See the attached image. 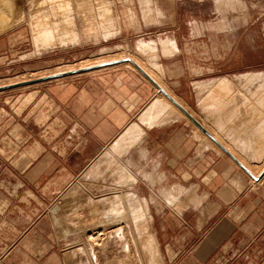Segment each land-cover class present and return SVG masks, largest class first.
<instances>
[{"label": "crops", "instance_id": "1", "mask_svg": "<svg viewBox=\"0 0 264 264\" xmlns=\"http://www.w3.org/2000/svg\"><path fill=\"white\" fill-rule=\"evenodd\" d=\"M166 39L173 41L174 53L166 56L160 45L157 52L159 57L170 59L178 47L174 39ZM125 63L113 61L81 70L94 72L116 65L124 67ZM160 67L164 76L166 69ZM127 68L114 69L102 76L95 74L83 85L77 79L70 94L60 93L61 97L58 94L56 110L67 112L69 120L66 124L56 122L52 140L44 135L38 142L26 137L18 140L15 135L0 136V264H49V261L58 264L55 255H48L47 233L43 230L42 237L39 224L44 216L42 205L48 200V172L57 168L61 176L67 175L64 179H69L75 168L76 174L89 168L87 173L106 153L122 156L124 152L113 154L112 148L115 142L123 141V134L133 126H138L139 135L128 149L135 147V157L129 154V160L134 158L143 168L155 172H139L152 183L174 182L160 191L163 202L152 203L148 213L146 199L140 200L136 195L146 205L148 230L158 252V264H264V78L243 77L264 71L192 83L199 117L192 116V111L189 114L216 144L196 127L203 138L199 137L188 128V121L183 118L185 122H180L181 117L175 113L153 125L142 123L139 115L144 114L160 92L146 78L145 82L136 68L133 71L142 77ZM178 79L176 85L180 82L187 87V79ZM220 81L232 86V94L206 100L218 105L221 101L223 104H216L218 108L215 103L209 109L199 107L207 94L197 86L214 87ZM163 82L166 84L164 78ZM148 85L155 90L153 96ZM163 90L176 99L168 89L169 92ZM181 90V98L187 101ZM175 101L186 110L180 100ZM11 128L12 131L16 127ZM49 142L61 150H74L76 155L72 157L74 151L65 156L61 153V158L52 160L46 152L32 151L44 150ZM35 228L38 236L33 240L30 235ZM28 244H34L36 252L26 249L27 252L17 256L16 251ZM95 256L89 258L94 264ZM74 259L73 264H81ZM63 261L69 262L64 254Z\"/></svg>", "mask_w": 264, "mask_h": 264}, {"label": "rangeland", "instance_id": "2", "mask_svg": "<svg viewBox=\"0 0 264 264\" xmlns=\"http://www.w3.org/2000/svg\"><path fill=\"white\" fill-rule=\"evenodd\" d=\"M10 1L12 6L4 9L6 14H2L1 18L7 25L4 29L0 28V85L16 84L0 86L1 137L15 135L18 140H24L26 137L28 141L38 142L41 135H44L48 140H52L55 137L56 122L66 124L69 120L67 112L56 110L58 94H70L77 79L80 80V85H83L95 74L102 76L101 74L114 69L121 71L127 67H108L94 72L79 68L94 60L101 62L114 57L117 59L119 53H122L124 61L129 60L127 56L131 55H139V58L145 59L139 54L137 47L150 41L157 43L159 40L172 38L176 42L178 51L174 57L169 59L157 56L155 63L166 69L163 78L167 89L186 106L188 112L192 111L191 114L195 117H199V109L193 82L244 72L264 71V0H148L145 3L144 0H70L74 8L84 5L89 15L87 17L86 14L84 20V14L81 13L83 8L75 9L77 14L75 13L73 18L77 37L74 39L72 36L60 45L58 42L50 46L41 45L38 49L33 44L35 42L29 23L33 15L34 18L37 16V3L40 0ZM103 6H108L109 12L104 11ZM129 12L132 13V18ZM114 15L118 25L112 36L104 39L101 31H86L89 20L93 21V27L97 29L101 20H104L105 26L111 24V16ZM71 69L74 70L52 75ZM46 75L49 77H45ZM179 77L187 79V87L180 82L176 85ZM150 86L153 96L155 90ZM180 90L187 96L186 102L181 98ZM179 121L185 122L183 118ZM186 124L202 137L191 121ZM12 126L16 128L11 131ZM47 145L44 150L32 151L46 152L48 159L52 160L61 158V153L65 156L70 152V149L55 148L51 142ZM134 148L122 156H112L114 161L136 177V182L129 186L128 190L111 181L114 174L105 163L112 157L99 159L87 173L89 168H84L79 174H76V168L73 172L70 170L72 176L69 179H64L67 175L61 176L57 168L48 172V200L42 205L44 216L39 224L42 237L43 230L47 233L48 255H55L58 264H73L74 258H70V252L79 247H82V255H78L74 260H78L76 263L80 260L81 264H94L89 260L90 255L94 254L96 264H121L126 257L125 249H129L130 254L134 256L137 254V247L132 244L131 239L130 242L124 240L116 246L115 242L104 245L106 242L102 241L104 244L96 247L94 254L87 248V237L90 234L87 226L92 219L90 215L95 213L92 208L97 206L96 209L101 210L104 200L120 197L128 191L137 195L140 200L146 199L148 213L152 203L163 202L160 191L174 183H161L162 180L152 183L142 177L140 171L153 174L155 172L150 168H143L134 158L129 160V154L135 157ZM75 155L76 151L72 157ZM32 213L34 219V209ZM37 234L38 230L32 229L30 238L34 240ZM26 249L36 252L35 245L28 244L25 249L17 250L16 255L27 252ZM63 254L69 262L64 263ZM55 262L49 261V264Z\"/></svg>", "mask_w": 264, "mask_h": 264}, {"label": "bare ground", "instance_id": "3", "mask_svg": "<svg viewBox=\"0 0 264 264\" xmlns=\"http://www.w3.org/2000/svg\"><path fill=\"white\" fill-rule=\"evenodd\" d=\"M145 2H148V0H144V3ZM45 4H48V5L46 6ZM37 5H39V7L37 8V12H38L37 16H35V18H34V15H33V17L31 16L32 18L29 17L31 19V22L29 23V25L31 26V30L33 33V39L35 42L33 44H35L37 46V49L40 48L39 46H41V45H42L41 47H44L43 45L50 46V45H53L57 42L59 43V45L61 43L64 44V42H67V40H70V38H72V36H74V39H75V37H77L78 33L74 27L75 21H74L73 16H75V13L77 12L75 9L81 7V8H83V10L82 9H80V10H82L81 13L83 12L84 20H85L87 11L84 9V7H85L84 5H78L77 8H74L73 4L70 0H40V1H38ZM8 6H12V3L10 0H0V28H2V29H4L5 26L7 25V23H5V21H4V19H1V18H3L2 14H6L4 9H7L6 7H8ZM112 9H113V7H112ZM103 10L106 12H109L108 6H105V7L103 6ZM112 14H114V12H112ZM124 15H125V13H123V16ZM87 17H89L88 14H87ZM111 17H113V18H111V24H109L108 26H105L106 24H104V20H101L100 23H98L99 20L97 18V20H98L97 23L99 24V28H97V29H95L93 27L95 25L93 23V21L89 20L88 23L86 22L87 23V30L86 31L87 32L92 31L94 33H95V30L101 31V35L104 37V39L112 36L113 32L115 30H117L116 27L118 24H116L115 15L111 16ZM147 19H150V18L147 17ZM124 20H125V17H124ZM19 22H20V20H19ZM84 24L85 23H83V25ZM158 45L161 46L162 51L166 56L169 55L170 53H172L173 51H175L174 43H173V41H171L169 39L159 40V41H157V43L156 42H149V43H145V44H140V45H138L137 50L139 51L140 55L145 57V59L139 58L138 57L139 55H131L130 54L131 56H127V57H129V60L125 61L126 62L125 64H126V66H129L131 68H133V67L136 69H137V67L140 68V70H142L156 84L158 83L157 84L158 86H161L163 89H165L167 92H169L167 90L164 82H163V71H162L161 67L155 63L157 56H158V52H157V49H158L157 46ZM119 54H120V55H118L119 58H117V59H116V57H114V58L109 57L111 60L109 58H108L109 60H107L105 58L106 61L100 60L101 62H98V60H97V62H95L96 60H94V62L88 63L87 65H83L79 69H87L90 67L104 65L106 63H112L113 61H118V62L124 61L125 59L123 60L122 53H119ZM126 66H124V67H126ZM56 69H58V68H56ZM73 70L74 69L66 70V71H60L59 73L52 74V75H59V74H62V73L68 72V71H73ZM140 73H138V74H140ZM243 77H245V78H264V73L248 74V75H245ZM225 83H227V82L226 81H220L214 87L197 84L198 90L200 92H205L207 94L206 97L204 98V101L202 100L203 102L200 100V102H202V103H199L200 104L199 107H201L203 105L202 107H204V108L208 107V109H209V107L212 106V105L210 106V104H213L215 102L208 104L209 102L207 103V101H206L208 98L209 99L215 98V100H216V97H217L216 95H224V96L231 95L233 88H232V86L229 85V83H227L229 86L226 85ZM11 84H13V83H11ZM0 86H3V85H0ZM262 89H264V87H262ZM260 94H262V93H260ZM174 100H176V99H174ZM219 102H220L219 103V105H220L222 102L221 101H219ZM216 104L217 103H215V105ZM217 105H216V107H217ZM148 106L149 107L147 108V110H145L146 108L144 109V111H145L144 114L142 116L139 115V117H140L139 120L142 123L147 122V123H149V125H151V124L153 125V124L157 123L158 121H160L161 119H163L164 117H167L168 115H170L172 113H175L179 117L184 118L187 121H189V119L179 110V108H177L169 99H167L165 96H163V93H161V92H160L159 96L153 102H150V105H148ZM192 116H193V114H192ZM146 125H148V124H146ZM138 135H139L138 126L131 127L128 131L125 132V134H123V137H122L123 141H122V139H120L122 142L121 141L115 142V144L112 148V153L118 154V155H121L123 152L125 153L130 147L133 146L134 141L136 140ZM126 139H129V141H126ZM105 157L111 158L112 155L109 153H106ZM107 162L108 163H105V164L109 165V167L112 169V172L114 174L113 178H111V181L113 183H115L117 186L122 188L125 186H131L132 184H134L136 182V179L132 177L133 175L132 176L128 175L125 172V170L120 166V164L117 163L116 161H114L113 157L110 161L108 160ZM253 169H254V167H253ZM249 170H251V169H249ZM101 205L103 207V209L101 207V210L98 208L96 209V207H97L96 205H95L96 207L93 206L94 208H92V209L95 210L94 211L95 213H93L94 215H90V216H92V219H90L91 220L90 224L87 223V224H89V226H87V228L89 227V231H90V234L87 237V241L89 243L87 248L92 250L91 252H93V254H94V251H96L95 248L101 247V245L104 244L103 242H106L104 245L109 244V242H115V246H116V244H120L124 240L129 241L131 239L130 241H133L132 244H134V246L137 247V251H136L137 254L136 255L138 257H136V255L135 256L132 255V253L130 254L129 249H125L127 252L123 249L126 252V257L121 262V264H135V262L141 263V264H158V252L156 250V246H155L153 237L148 230V223L149 222H148V218L146 217L147 216L146 215V205L144 203H142L139 200V198L136 197V195L131 194V192L122 194L120 197L116 196V198H107L106 200H104V202H102ZM92 209H90V210H92ZM81 216H79V217H81ZM106 225L107 226L109 225V227L107 228ZM83 232H84V230H83ZM139 246H140V248H139ZM125 248H127V247H125ZM81 250H82V247H79L78 249L71 251L70 252V258L73 259L75 257L77 258V256L80 254L82 255ZM122 253H123V251H122ZM94 255H96V254H94ZM92 257H93V255H92Z\"/></svg>", "mask_w": 264, "mask_h": 264}, {"label": "water", "instance_id": "4", "mask_svg": "<svg viewBox=\"0 0 264 264\" xmlns=\"http://www.w3.org/2000/svg\"><path fill=\"white\" fill-rule=\"evenodd\" d=\"M137 69L143 74V76L149 81L151 82L152 85H154L156 87V89L158 91H160L161 93H163V95L169 99L177 108H179V110L201 131L203 132L207 137H209L211 140H213L216 144L217 141L200 125V123L195 119L193 118L189 112L187 110H185L181 105H179L171 96H169L160 86H158L150 77H148L142 70H140V68L137 67ZM45 77H49V76H45ZM16 83L14 84H9V85H4V86H1V87H8V86H11V85H15ZM0 87V88H1ZM237 162V161H236ZM241 168H243L247 174H249L252 178H255L252 174H250V172L244 167L242 166L239 162H237Z\"/></svg>", "mask_w": 264, "mask_h": 264}]
</instances>
